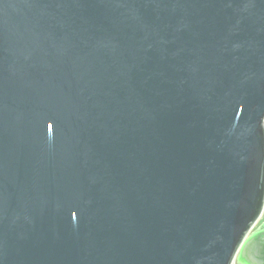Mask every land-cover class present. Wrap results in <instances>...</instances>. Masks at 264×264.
I'll return each mask as SVG.
<instances>
[{
	"label": "water",
	"instance_id": "95a60500",
	"mask_svg": "<svg viewBox=\"0 0 264 264\" xmlns=\"http://www.w3.org/2000/svg\"><path fill=\"white\" fill-rule=\"evenodd\" d=\"M264 0H0V264H264Z\"/></svg>",
	"mask_w": 264,
	"mask_h": 264
},
{
	"label": "trees",
	"instance_id": "16d2710c",
	"mask_svg": "<svg viewBox=\"0 0 264 264\" xmlns=\"http://www.w3.org/2000/svg\"><path fill=\"white\" fill-rule=\"evenodd\" d=\"M263 219H264V217H263Z\"/></svg>",
	"mask_w": 264,
	"mask_h": 264
}]
</instances>
